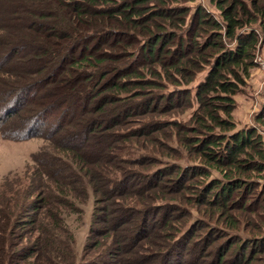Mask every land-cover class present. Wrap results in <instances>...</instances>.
I'll use <instances>...</instances> for the list:
<instances>
[{
    "label": "trees",
    "instance_id": "1",
    "mask_svg": "<svg viewBox=\"0 0 264 264\" xmlns=\"http://www.w3.org/2000/svg\"><path fill=\"white\" fill-rule=\"evenodd\" d=\"M193 1L0 0L1 134L58 151L1 184L0 264H264V141L233 119L264 0Z\"/></svg>",
    "mask_w": 264,
    "mask_h": 264
},
{
    "label": "rangeland",
    "instance_id": "2",
    "mask_svg": "<svg viewBox=\"0 0 264 264\" xmlns=\"http://www.w3.org/2000/svg\"><path fill=\"white\" fill-rule=\"evenodd\" d=\"M204 5L208 10L216 13L214 8L210 6L207 1L196 0L193 2H187L186 5L192 8L197 4ZM264 62V45L256 51L254 58L255 67L252 69L250 77L247 79L246 84L241 88L240 92L235 95L236 108L233 119L237 123V127L253 126L257 127L264 140V124H259L254 120L256 113H258L260 107L264 103V68L257 61ZM204 76L201 73L197 76L193 86H196ZM38 92H34L27 100L29 106L34 104L35 97ZM196 106L187 109L184 113L179 115L180 119H188ZM61 111V108L50 112L52 115H57ZM181 111V110H180ZM24 112L16 116L15 114L7 118V129L15 130L18 127H24L26 125L21 118ZM170 117V116H169ZM246 120L249 122L246 123ZM62 133V132H61ZM134 148V147H133ZM42 149H49L55 151L52 147L51 141H48L42 136H34L27 140H13L4 138L0 131V186L4 180L13 181L20 180L25 181L30 178L35 184L39 183L38 175L33 170L32 155ZM216 174V172L214 173ZM82 209L81 213H69L65 216V222L72 230L75 236L74 249L77 254L82 253V248L86 244L88 238V231L92 220L93 210V197L89 195V198L85 203L79 204Z\"/></svg>",
    "mask_w": 264,
    "mask_h": 264
},
{
    "label": "built area",
    "instance_id": "3",
    "mask_svg": "<svg viewBox=\"0 0 264 264\" xmlns=\"http://www.w3.org/2000/svg\"><path fill=\"white\" fill-rule=\"evenodd\" d=\"M257 61V60H256ZM258 62V61H257ZM263 68H264V62L263 61H259L258 62Z\"/></svg>",
    "mask_w": 264,
    "mask_h": 264
},
{
    "label": "crops",
    "instance_id": "4",
    "mask_svg": "<svg viewBox=\"0 0 264 264\" xmlns=\"http://www.w3.org/2000/svg\"><path fill=\"white\" fill-rule=\"evenodd\" d=\"M235 111H236V110H235ZM235 111H234V116H235V115H237V114L235 113ZM247 122H249V121H248V120H246V123H247ZM263 141H264V140H263Z\"/></svg>",
    "mask_w": 264,
    "mask_h": 264
}]
</instances>
